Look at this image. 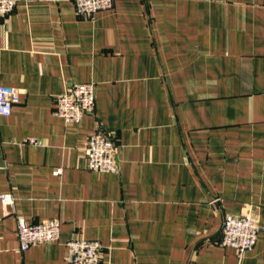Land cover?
I'll return each mask as SVG.
<instances>
[{"label":"crops","instance_id":"0c3cea01","mask_svg":"<svg viewBox=\"0 0 264 264\" xmlns=\"http://www.w3.org/2000/svg\"><path fill=\"white\" fill-rule=\"evenodd\" d=\"M0 19V264H68L70 240L101 264H264V0H16ZM93 84L78 124L56 99ZM118 146V173L89 170V137ZM36 139L39 144L30 143ZM59 171V173H57ZM258 217L253 250L222 246L225 217ZM60 223L22 252L18 222Z\"/></svg>","mask_w":264,"mask_h":264},{"label":"built area","instance_id":"2783aa9c","mask_svg":"<svg viewBox=\"0 0 264 264\" xmlns=\"http://www.w3.org/2000/svg\"><path fill=\"white\" fill-rule=\"evenodd\" d=\"M77 14L81 17H91L100 11L113 8L115 0H72ZM16 0H0V19L10 15L16 8ZM19 92L8 86L0 85V117L11 115L13 106L20 103ZM95 87L93 84H75L65 93L57 97L55 115L66 124H78L86 115L95 112ZM32 144H39L36 139H30ZM86 157L88 168L98 173H118V146L112 137L103 131L93 133L87 142ZM59 173V171H57ZM6 213L15 204L11 194L0 196ZM261 226L258 217L251 213L244 216L228 215L225 217L222 246L234 249L239 257L253 250ZM60 223L57 219L46 220L37 224H27L20 219L18 222V238L20 250L26 252L32 247L52 243L59 239ZM68 264H101L102 246L99 242L73 239L67 243Z\"/></svg>","mask_w":264,"mask_h":264}]
</instances>
